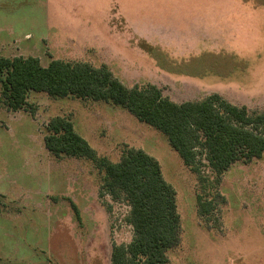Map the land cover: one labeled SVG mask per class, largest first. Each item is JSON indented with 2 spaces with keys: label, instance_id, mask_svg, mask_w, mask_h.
<instances>
[{
  "label": "rangeland",
  "instance_id": "obj_1",
  "mask_svg": "<svg viewBox=\"0 0 264 264\" xmlns=\"http://www.w3.org/2000/svg\"><path fill=\"white\" fill-rule=\"evenodd\" d=\"M227 1L217 9L224 12L221 38L203 41L202 54L184 55L191 41L181 33L168 38L157 32L169 51L153 48L138 40L135 23L127 26L120 16L124 11L137 17L138 4L158 0H0V57L34 56L44 66L52 59L104 64L128 88L153 84L178 103L215 92L259 111L264 0H234L233 8ZM175 8L187 10L169 0V15L166 6L161 16L171 17ZM54 116L70 118L100 159L117 162L127 149L139 148L158 161L175 190L180 218L166 264H264V153L233 163L219 176L200 155V169L212 181L202 186L166 136L125 108L37 91L28 92L18 111L0 100V264H110L112 244L133 237L129 207L103 190L97 164L45 149V127ZM202 191L212 201L205 214L196 200Z\"/></svg>",
  "mask_w": 264,
  "mask_h": 264
},
{
  "label": "trees",
  "instance_id": "obj_2",
  "mask_svg": "<svg viewBox=\"0 0 264 264\" xmlns=\"http://www.w3.org/2000/svg\"><path fill=\"white\" fill-rule=\"evenodd\" d=\"M0 85V100L10 111L25 108L29 91L119 105L163 133L202 186L212 181L200 169V155L219 176L233 163L264 153V108L249 112L215 92L178 103L153 84L126 87L104 64L52 59L44 66L34 56L0 57ZM45 129L44 145L51 155L90 159L103 172V190L129 207L126 221L133 237L112 244L110 264H166V252L178 242L180 218L175 190L158 161L139 148L127 149L117 162L100 159L68 117L50 118ZM205 194L196 195L201 214L212 208Z\"/></svg>",
  "mask_w": 264,
  "mask_h": 264
},
{
  "label": "crops",
  "instance_id": "obj_3",
  "mask_svg": "<svg viewBox=\"0 0 264 264\" xmlns=\"http://www.w3.org/2000/svg\"><path fill=\"white\" fill-rule=\"evenodd\" d=\"M158 1V3L153 2L150 5L138 4V7L142 10L140 11V15L137 17H134L132 13H124V11L120 14L124 20L123 22L127 23V26L129 23H135L131 25H137L136 34L138 36V40L148 41L147 43L153 46V48L158 45L169 51V47L158 43L159 40L156 34L157 32L166 36L169 34L168 38H172L173 33L179 32V34L181 33V36L185 38V41L188 39L191 41L190 44H187L189 45L187 50L191 51L183 52L181 54L198 55L200 52L202 54V52L207 49L205 48L206 46H204L203 41H208L212 38L219 39L221 38L218 36L219 33L222 36L225 32V24L223 25L219 20V17H222V20L224 21V12L217 11L220 7L224 8V0H180L183 2L181 4L179 0H175L177 7L183 6L187 10L183 11L181 8H175V10H172L170 13L171 17L168 16L167 18H163L161 15L163 14V10L166 6L167 10L169 9V0ZM233 2L234 0H228L226 6L227 4H230L229 7L233 8V4H235ZM240 6H237L238 9L235 13V20L237 22H239L238 19L241 18L242 15ZM189 8H191L190 11H188ZM207 8L209 10H207ZM243 12L248 13L245 10ZM167 15H169V10ZM233 15L234 13L231 17H233ZM174 16L177 18H174ZM132 17H134L133 20H130L129 18ZM238 24H240V22ZM236 30L240 31L239 28ZM149 31L154 32V34L149 35Z\"/></svg>",
  "mask_w": 264,
  "mask_h": 264
}]
</instances>
